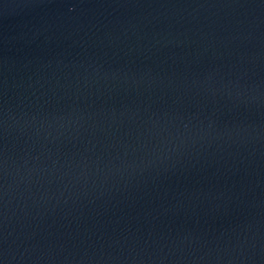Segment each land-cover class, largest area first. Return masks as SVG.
Returning a JSON list of instances; mask_svg holds the SVG:
<instances>
[{
  "label": "water",
  "instance_id": "obj_1",
  "mask_svg": "<svg viewBox=\"0 0 264 264\" xmlns=\"http://www.w3.org/2000/svg\"><path fill=\"white\" fill-rule=\"evenodd\" d=\"M0 264H264V0H0Z\"/></svg>",
  "mask_w": 264,
  "mask_h": 264
}]
</instances>
